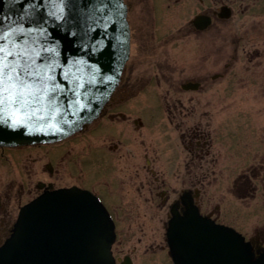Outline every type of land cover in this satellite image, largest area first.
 I'll list each match as a JSON object with an SVG mask.
<instances>
[{
    "label": "flooded vegetation",
    "instance_id": "1",
    "mask_svg": "<svg viewBox=\"0 0 264 264\" xmlns=\"http://www.w3.org/2000/svg\"><path fill=\"white\" fill-rule=\"evenodd\" d=\"M124 1L130 54L99 116L54 142L0 145V246L24 205L78 187L114 221L115 264H175V220L235 229L258 258L264 0ZM220 252L199 249L197 264H227Z\"/></svg>",
    "mask_w": 264,
    "mask_h": 264
},
{
    "label": "water",
    "instance_id": "2",
    "mask_svg": "<svg viewBox=\"0 0 264 264\" xmlns=\"http://www.w3.org/2000/svg\"><path fill=\"white\" fill-rule=\"evenodd\" d=\"M23 53L39 73L29 83L39 81L42 91L39 102L27 108L3 107L0 145L68 137L99 116L120 81L130 54L127 5L124 0H0V65L12 66ZM172 225H177L171 240L175 264H187V257L197 264L203 248L221 250V257L231 259L227 264H264V253L251 255L250 243L233 229L207 220ZM114 228L91 192L47 190L22 208L0 246V264H115Z\"/></svg>",
    "mask_w": 264,
    "mask_h": 264
},
{
    "label": "snow or ice",
    "instance_id": "3",
    "mask_svg": "<svg viewBox=\"0 0 264 264\" xmlns=\"http://www.w3.org/2000/svg\"><path fill=\"white\" fill-rule=\"evenodd\" d=\"M33 65L34 61H29L26 53L12 66L0 65V111L5 105L9 109L15 106L19 111L39 102L42 84L39 81L29 83L39 76Z\"/></svg>",
    "mask_w": 264,
    "mask_h": 264
},
{
    "label": "rangeland",
    "instance_id": "4",
    "mask_svg": "<svg viewBox=\"0 0 264 264\" xmlns=\"http://www.w3.org/2000/svg\"><path fill=\"white\" fill-rule=\"evenodd\" d=\"M151 86H152V85H151ZM151 86H149V87H151ZM149 87H148V88H149Z\"/></svg>",
    "mask_w": 264,
    "mask_h": 264
}]
</instances>
